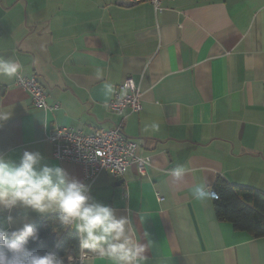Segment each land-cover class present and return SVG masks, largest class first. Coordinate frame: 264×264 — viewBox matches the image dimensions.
<instances>
[{
  "label": "crops",
  "instance_id": "obj_1",
  "mask_svg": "<svg viewBox=\"0 0 264 264\" xmlns=\"http://www.w3.org/2000/svg\"><path fill=\"white\" fill-rule=\"evenodd\" d=\"M118 2L0 0V58L18 61L49 106L59 105L36 109L16 78L0 83V110L12 113L0 126V154L39 151L88 185L94 201L129 217L147 264H264V238L219 222L211 199L192 196L218 178L264 194V0H175L161 13ZM127 78L143 111L127 115L123 133L151 156L149 177L133 165L123 179L103 171L89 185L80 165L52 157L48 136L115 127L120 117L107 104ZM153 122L159 131L145 132ZM178 166L189 169L180 180L170 174ZM13 215L14 227L42 218Z\"/></svg>",
  "mask_w": 264,
  "mask_h": 264
},
{
  "label": "clouds",
  "instance_id": "obj_2",
  "mask_svg": "<svg viewBox=\"0 0 264 264\" xmlns=\"http://www.w3.org/2000/svg\"><path fill=\"white\" fill-rule=\"evenodd\" d=\"M21 73L18 61L0 58V83L19 78ZM102 75L97 70V78ZM11 116V112L0 110V126ZM149 129L158 132L159 124L146 125L144 131ZM188 172L184 166L170 170L177 180ZM192 196L204 202L214 199L216 193L202 182L192 188ZM18 209L25 211V219L28 211L40 217L58 214L56 223L78 233L80 264H90L95 258L110 264H147L148 246L134 238L129 217H118L113 207L94 201L88 185L62 166L45 161L39 151L25 150L19 158L0 154V264H62L55 252L41 255L29 248L30 241L39 240V230L29 223L14 227L13 213Z\"/></svg>",
  "mask_w": 264,
  "mask_h": 264
},
{
  "label": "built area",
  "instance_id": "obj_3",
  "mask_svg": "<svg viewBox=\"0 0 264 264\" xmlns=\"http://www.w3.org/2000/svg\"><path fill=\"white\" fill-rule=\"evenodd\" d=\"M131 5L150 4L157 13L165 10L164 4L175 0H125ZM16 85L27 92L34 108L54 111L59 105L49 106L48 94L36 77L20 74ZM124 92L121 95V92ZM109 111L120 117L118 124L110 129H95L87 134L70 127L52 131L48 140L52 147V157L59 162L80 165L85 180L91 185L97 176L105 171L114 179H123L128 168L135 165L141 178L149 177L152 167L151 156L139 154V144L125 137L123 130L128 114L143 111L142 94L132 78H127L114 88L113 96L107 104ZM159 202L164 198H158ZM74 264H80L79 257H73Z\"/></svg>",
  "mask_w": 264,
  "mask_h": 264
},
{
  "label": "trees",
  "instance_id": "obj_4",
  "mask_svg": "<svg viewBox=\"0 0 264 264\" xmlns=\"http://www.w3.org/2000/svg\"><path fill=\"white\" fill-rule=\"evenodd\" d=\"M211 191L216 193L211 200L219 222L230 223L235 231L253 238H264V194L233 186L224 178H218ZM57 215L44 216L33 224L39 230V240L30 241L28 246L41 255L55 252L62 264H67L70 257H79L78 233L56 223Z\"/></svg>",
  "mask_w": 264,
  "mask_h": 264
},
{
  "label": "water",
  "instance_id": "obj_5",
  "mask_svg": "<svg viewBox=\"0 0 264 264\" xmlns=\"http://www.w3.org/2000/svg\"><path fill=\"white\" fill-rule=\"evenodd\" d=\"M117 4L120 6H132L130 3H128L125 0H119V2Z\"/></svg>",
  "mask_w": 264,
  "mask_h": 264
}]
</instances>
